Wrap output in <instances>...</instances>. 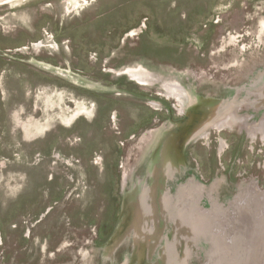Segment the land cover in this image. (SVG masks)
Returning a JSON list of instances; mask_svg holds the SVG:
<instances>
[{
  "label": "rangeland",
  "instance_id": "374dc122",
  "mask_svg": "<svg viewBox=\"0 0 264 264\" xmlns=\"http://www.w3.org/2000/svg\"><path fill=\"white\" fill-rule=\"evenodd\" d=\"M263 89L264 0H0V264H175L173 239L182 264H264ZM227 103L241 120L185 143ZM144 186L152 252L129 230ZM183 189L194 216L168 217ZM180 217L203 224L185 251Z\"/></svg>",
  "mask_w": 264,
  "mask_h": 264
},
{
  "label": "bare ground",
  "instance_id": "6f19581e",
  "mask_svg": "<svg viewBox=\"0 0 264 264\" xmlns=\"http://www.w3.org/2000/svg\"><path fill=\"white\" fill-rule=\"evenodd\" d=\"M139 71L141 72L142 70L140 69ZM142 72H144V71H142ZM137 77L140 78V79L149 80L153 76L152 75H148L145 72V73H138ZM173 82L174 81H172V83ZM176 88H179V87L176 86V85H172V84H168L166 86V89L170 90V91L168 90V92L171 95L176 94L178 96L179 101L182 102L183 97H184V92H179L180 94L177 93V92L174 93V89H176ZM263 95H264V91H263ZM210 116L211 115H207L198 124V126L194 130L192 129L193 131L191 132V134L189 136H187L186 139H184L186 144L189 143L190 140L198 137V135L203 130H205L204 127L207 124V120H208V118H210ZM230 121H234V119L233 118L225 119V120H222L221 122H217V124H220L221 126L225 127V125H227V123L230 122ZM263 133H264V131H263ZM180 148H181V144L179 143V140L178 139L175 140V138H174V144L164 145L162 150H161V153L159 155V159L157 160V163H159L161 165L163 164V166H165V167H162V168L165 169L164 170L165 173L163 171V179L165 181L170 179L169 177H172L176 173H178V171L180 169L179 163H178V162L181 161V158H182L181 157L182 154H180V152H181ZM181 192L182 193H180V195L182 196L183 199L181 198V196H179L177 202L173 199V196H170V195L168 196V194H166L167 196H165L163 198V200H162V208H163L164 213L167 214L168 217L170 216L171 209L173 211L177 210L178 206H180V205H181V209H182L181 211L182 212H184L186 210L184 215H187V213H190L192 216H194V206L193 205L189 206L188 204L185 203V201H183V200L186 199V198L184 199V197H188V200H189V192H186V189H183ZM154 195L155 194H154L153 189H151L149 187H145V186L142 187V189L140 190L139 196H138L137 203H136L135 219L133 220V222L129 226V230H133L134 231L135 242L136 243H140V242L144 241L146 244H148V241H149L148 240L149 236L146 234V230L150 229V228H148V226H152L151 228H153V231L151 232V235H152V237H154V239L150 243V245H148V248H149L150 252H152L151 251L152 248L154 250L156 249L157 245L159 244V240H160L159 237L161 235L163 236L162 230H160L159 227H157V225H156V223L158 221V219H157L158 211H157V208L155 207V205L153 204L155 202V196ZM179 199H181V200H179ZM151 202H153V203H151ZM165 203H167L169 206H166ZM170 219L173 220V218H170ZM179 219L177 220V224L180 223V224L183 225V227L180 228V229H177L178 227L174 224L175 225V233H178L181 230L182 231L183 230L184 231L190 230L189 226L192 227V229L190 230L191 234L187 233V234L183 235V238L187 242H188L189 239H193V234L192 233H195V231H197L196 229H198L197 227H195L196 224H198V227H201V226L203 227V224H200L199 222H197V219L195 220L194 218H192L193 222H192V220H190L187 224L183 223L184 219L182 217H180ZM247 229H248V227H247ZM248 232L250 233L251 231L248 230ZM169 243L173 246V251H170L171 252L170 260H172L173 263L175 262V264H178V263L182 264L183 260H185L186 257L181 255V253L179 252L180 248H177V243H176V241H174V239H173L172 242H169ZM182 243H184V242H182ZM186 247H187V249L189 248V242H188L187 246L185 244L184 251L186 250ZM174 252H175V256H174Z\"/></svg>",
  "mask_w": 264,
  "mask_h": 264
},
{
  "label": "flooded vegetation",
  "instance_id": "af4514ba",
  "mask_svg": "<svg viewBox=\"0 0 264 264\" xmlns=\"http://www.w3.org/2000/svg\"><path fill=\"white\" fill-rule=\"evenodd\" d=\"M140 69H129L126 73H125V75L126 76H130V78L132 79V81H135V82H138V83H140V84H146L149 80H146V79H140V78H138L137 77V74L138 73H145L146 72V74H148V75H151L148 71H146V70H144V69H141L142 71H144V72H140L139 71ZM167 86V85H166ZM165 86V87H166ZM169 90V89H168ZM170 91V90H169ZM263 91H264V89L263 90H261V91H259L258 92V94H259V96H260V98H261V100L264 102V95H263ZM179 93V92H183V91H181V89H179V88H176V89H174V93ZM170 94V93H169ZM180 94V93H179ZM171 95V94H170ZM172 97H174L175 99H177L178 101H179V99H178V96L176 95V94H173V95H171ZM220 106H222V107H220ZM220 106H218L217 107V109H214L209 115H211L210 116V118H208V120H207V124L205 125V127H204V129L205 130H203L199 135H201L202 133H204V131H206L209 127H214V128H216V129H218V130H221V129H223L224 127L223 126H221L220 124H217V122H221L222 120H225V119H230V118H234V116H233V109H234V112H235V117L237 118V120L239 121V120H241L242 118H243V116L242 115H239L237 112V108L238 107H236V104L234 103H227L226 105H220ZM219 107L220 108H224V110L223 111H221V110H219ZM232 109V110H231ZM235 121V120H234ZM209 124H210V126H209ZM263 126H264V118H263V120H262V123L259 125V126H255V127H257L261 132H263L264 131V129H263ZM252 128H253V126H251V130H252ZM263 130V131H262ZM198 135V136H199ZM181 165V164H180ZM162 167H165V166H163V164H162ZM163 169V171L165 170L164 168H162ZM179 170H181V168L179 169ZM164 173H165V171H164ZM162 174H163V172H162ZM175 176V175H174ZM174 176H172V177H169L170 179H174ZM182 193V192H181ZM180 196V195H179ZM187 204L189 205V202H188V199H187Z\"/></svg>",
  "mask_w": 264,
  "mask_h": 264
}]
</instances>
